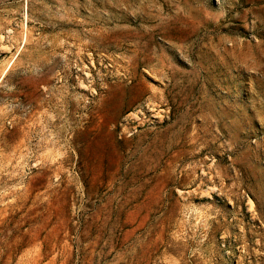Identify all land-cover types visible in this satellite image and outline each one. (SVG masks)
<instances>
[{"label": "rangeland", "instance_id": "1", "mask_svg": "<svg viewBox=\"0 0 264 264\" xmlns=\"http://www.w3.org/2000/svg\"><path fill=\"white\" fill-rule=\"evenodd\" d=\"M0 264H264V0H0Z\"/></svg>", "mask_w": 264, "mask_h": 264}]
</instances>
